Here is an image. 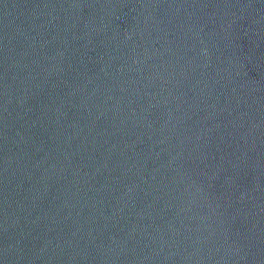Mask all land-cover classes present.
<instances>
[{
    "label": "water",
    "instance_id": "1",
    "mask_svg": "<svg viewBox=\"0 0 264 264\" xmlns=\"http://www.w3.org/2000/svg\"><path fill=\"white\" fill-rule=\"evenodd\" d=\"M0 264H264V0H0Z\"/></svg>",
    "mask_w": 264,
    "mask_h": 264
}]
</instances>
